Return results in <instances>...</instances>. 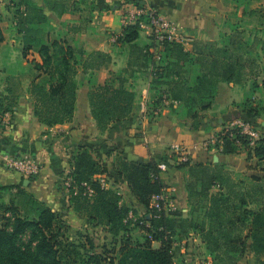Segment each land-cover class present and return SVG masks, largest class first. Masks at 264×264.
Returning <instances> with one entry per match:
<instances>
[{"label":"trees","instance_id":"1","mask_svg":"<svg viewBox=\"0 0 264 264\" xmlns=\"http://www.w3.org/2000/svg\"><path fill=\"white\" fill-rule=\"evenodd\" d=\"M46 3L59 17L63 15L64 3ZM14 5L23 47H38L41 61H36L35 67L39 75L31 80L27 91L33 100L34 116L48 127L73 120L80 67L88 74V102L101 132L133 112L137 92L127 85V75L139 68L152 67L151 90L165 87L170 99L182 102V114L192 120L195 129L201 124L202 112L213 106L221 82L241 84L250 74L255 72L256 76L260 69L264 70V39L247 38L239 25H231L219 41L206 42L194 51L180 42L165 40L160 59L156 60L152 51L154 37L150 35V43L140 45L142 28L136 23L125 25L122 35L117 37L119 42L130 44L128 67L98 83L95 70L112 60L110 53L88 52L84 45L51 39L43 31L50 22L44 6L35 0H20ZM82 23L71 24L69 32H78ZM4 41L0 26V47ZM254 54L260 56V61ZM18 87L9 78L0 88L1 116L15 111L20 98ZM242 108L250 117L260 116L264 110L251 97ZM172 109L176 111L173 106ZM216 139L213 146H221L225 154L241 153L244 147L247 159L256 158L264 171V136L251 144L238 127H224ZM114 151L110 167L88 145H78L66 177L72 179L66 191L69 206L79 217L93 226H103L113 238L121 237L119 248L99 252L93 250L91 242L87 245L74 241L64 216L25 188L24 181L21 186L0 183V264H174L173 238L191 231L198 232L216 264H238L248 248L253 264H264V180L260 176H253V182L247 183L233 177L225 163H179L188 168L185 188L190 216H185L180 209L150 208L153 197L167 187L158 169L159 162H167L166 156L159 161L140 162L126 158L120 148L109 154ZM99 174H106L107 178L112 174L109 187L96 178ZM120 179L126 181L136 200L145 207L143 219L135 207L124 201ZM88 187L93 191L91 195ZM199 210V216L194 217ZM136 227L145 232V241L132 242L130 232ZM153 242L159 246H153Z\"/></svg>","mask_w":264,"mask_h":264},{"label":"crops","instance_id":"2","mask_svg":"<svg viewBox=\"0 0 264 264\" xmlns=\"http://www.w3.org/2000/svg\"><path fill=\"white\" fill-rule=\"evenodd\" d=\"M10 1L16 4L20 2ZM35 1L45 7L48 15L51 14V11H47L46 0ZM73 2L76 5L80 4L78 0ZM85 4V15L84 17L80 15L78 20L83 22V27L71 34L83 33L86 36L83 44L88 52L100 50L111 54L112 60L95 70L97 82L104 83L113 73H118L129 65L130 44L119 42L117 37L123 33L126 10L133 4L153 8L174 22L177 28L189 37L185 48L194 51L206 42L219 41L228 31L226 28L231 29L228 20L233 11H236L237 0H86ZM85 18L88 19L87 23L83 21ZM16 23L15 11L8 6L6 0H0V26L5 37L6 31H12L11 33L13 30L17 31ZM149 36L150 31L142 29L138 43L140 45L150 43ZM7 41L6 39L3 42L0 50ZM87 76L88 74L80 67L77 74L79 81L77 105L74 118L70 122L52 127L40 123L34 116L33 100L28 91L20 96L15 111L10 113L11 123L8 127L4 124L6 113L0 115V183L18 184L22 180H28V186L24 187L38 199L45 201L53 210L60 212L65 219L68 220L67 215L72 214L77 229L82 226L88 227L90 222L79 217L69 206L68 196L63 200L65 204L68 203L66 209L60 208L53 200L66 195L64 190L58 188L56 182L62 176L63 166H71L68 161L71 152L68 153L67 149L77 144L96 147L95 155L110 167L115 151L113 154L109 153L115 148H120L126 158L140 162L159 161L166 156L168 169L162 172V177L167 187L172 188L169 193L172 208L183 212L189 208L185 188L188 168L180 167V162H176L178 157L173 150L175 143L184 145L192 163L221 162L231 167L230 170H234V164L238 162L248 163V166L252 164L250 162L252 159H247L246 154H225L221 146L219 148L213 144L207 146V143L216 138L224 127H230L238 121L250 125L261 119L264 128V110L261 116L250 117L242 108V104L249 97L257 98V94H260L262 89L264 91V70L241 84L221 82L213 106L202 112L198 129L193 128L192 120L182 114V102L170 99L164 91L165 87L157 91L151 90L150 66L139 68L133 75H127L129 79L127 85L137 92L138 99L131 115L101 132L91 114L88 102L90 85ZM254 82L258 86L254 87ZM144 98H147L149 107L147 106L148 112L143 114L140 109ZM172 106L176 111H173ZM97 152H100V156ZM24 157L31 158L40 167L39 173L29 179L12 167L10 162L12 159ZM119 186L123 199L124 195L129 196L124 200L127 204L137 210L145 209L136 200L126 181L120 179ZM8 197L9 194L5 199ZM69 224L72 225L71 222Z\"/></svg>","mask_w":264,"mask_h":264},{"label":"rangeland","instance_id":"3","mask_svg":"<svg viewBox=\"0 0 264 264\" xmlns=\"http://www.w3.org/2000/svg\"><path fill=\"white\" fill-rule=\"evenodd\" d=\"M51 1H59L60 3H64L66 6H63V15L58 17L57 13L50 10L47 7V11H51L50 22L46 24L43 28V31L48 32L51 35V39H60L65 40L68 43L76 46H82L85 43V35H78L77 33L72 35L69 32V26L71 24H78L79 16L85 15L84 7L85 3H80V5H76L73 1L76 0H51ZM79 2L81 0H78ZM8 6L12 7V9L16 12L17 7L14 5L15 2L6 0ZM12 3V4H10ZM82 5V6H81ZM84 5V6H83ZM78 7V8H77ZM252 9H255L254 12H250ZM241 11V12H240ZM87 19V18H86ZM88 20V19H87ZM228 24L230 25H239V29L245 32V36L248 38H254L257 36L260 39H264V0H237L236 11H233L232 15L229 16ZM88 26V25H87ZM86 27V26H85ZM228 27V25H227ZM17 29V27H15ZM87 28V27H86ZM228 32L229 28H226ZM88 31V29H86ZM7 35L5 40L7 39V43L4 44L2 49L0 50V88L2 89L9 78L11 80H15L18 83L17 91L19 93V97L25 95L27 89L37 75H39V71L35 67L36 61H41L40 55L38 53V47H34L31 49H25L23 47L22 35L21 32L16 30L6 31ZM15 35V36H14ZM43 35V32L40 34ZM12 39H15L13 42ZM255 58L260 61V56L255 55ZM261 72V69H260ZM254 73L250 74L246 80L251 79ZM88 77V76H87ZM254 104L259 103L264 108V91L263 89L260 91V94H257V98H252ZM261 116V115H260ZM261 119L258 121H254L249 126H247V132L252 129L253 133L246 134L243 133L253 144V141H257L262 136H264V128L261 124ZM251 128V129H250ZM257 132V134H255ZM77 144L73 148L67 149L69 151L70 156H68V161L71 162L73 157V153L77 150ZM86 145V144H85ZM91 150L96 154V147L89 146ZM243 154H246L245 148L242 147ZM100 156V152H97ZM180 162V161H179ZM252 164L248 166V163L238 162L235 163L234 170H231L233 177L236 179H243L247 183H252L253 176H260L264 180V171L261 169L262 164L258 162L256 159H252L250 161ZM61 174L62 176L58 179L56 184H58V188L64 190L66 195L58 196L53 199L60 208L66 209L68 208V203L65 204L63 200H65L68 196L66 191V177L70 173L71 168L69 166H63ZM231 168V167H230ZM229 168V169H230ZM68 171V172H67ZM64 173V174H63ZM33 175L26 177L27 179L32 178ZM112 174L109 175L107 181L111 185L113 181ZM187 180V179H186ZM23 181V180H22ZM22 181H20L17 185L21 186ZM24 186V185H23ZM126 197V198H125ZM129 196L124 195V200L128 199ZM201 210L195 212L193 214L194 217L199 216ZM139 216L143 219L146 214V210L144 208L138 210ZM185 216H190V209L186 212H183ZM72 214H68L66 219L67 223L71 222L69 230V236L74 241H84L87 245H90L89 242L93 245V250L103 252L105 248L111 251L113 248H119L121 246V237L113 238L109 233H107L106 229L103 226H93L89 224L88 227L82 226L80 229H77L76 222L74 221ZM73 227V228H72ZM132 242L136 241L143 242L145 241V232L141 231L138 227L134 228L131 232ZM202 240L196 231H191L188 235H185L181 238L174 237L172 244V252H173V261L174 264H216L213 259V256L207 251L206 247L202 244ZM250 243V242H249ZM153 246L158 247L159 244L157 242H153ZM253 254L250 249H247V253L244 257L238 262V264H253Z\"/></svg>","mask_w":264,"mask_h":264},{"label":"built area","instance_id":"4","mask_svg":"<svg viewBox=\"0 0 264 264\" xmlns=\"http://www.w3.org/2000/svg\"><path fill=\"white\" fill-rule=\"evenodd\" d=\"M138 23L139 26L142 29H148L150 31V35L154 37L155 40V46L152 48V51L154 53L155 59L159 60L161 51L163 49V43L165 40L169 41H177L185 45L186 42L189 41V37L184 31H181L177 28L176 24L167 18H165L160 12L156 11L153 8L143 6V5H136L133 4L131 7H129L126 10L125 15V25L127 24H136ZM147 106H148V100L147 98H144L143 102H141V113L147 112ZM11 123V116L10 113L5 114L4 118V124L6 127H8ZM247 126L249 124L242 123L241 121H238L237 123H234L228 128L238 127L242 133L249 134L253 133L252 129L247 132ZM257 134V132H255ZM217 142V139L214 138L210 143H207V146L215 144ZM253 141L252 143H254ZM173 150L178 159L176 162L180 163L189 161V153L187 149L184 147V145L175 143L173 145ZM11 166L14 167L16 170L21 171L24 176H30V175H36L40 171V167L38 164L34 163L31 158L24 157V158H15L11 161ZM158 169L160 172H164L168 169V163L166 161H161L158 164ZM97 179L100 180L103 186L109 187L110 184L107 181L106 174H99L96 176ZM71 177H68L66 180V185L70 186ZM172 190V188L165 187L163 192L155 195L151 201L150 208L156 209V210H162V209H173L170 203V196L169 193ZM92 189L88 187V193L89 195L92 194ZM133 213H130V217H133ZM136 219V217H134Z\"/></svg>","mask_w":264,"mask_h":264},{"label":"water","instance_id":"5","mask_svg":"<svg viewBox=\"0 0 264 264\" xmlns=\"http://www.w3.org/2000/svg\"><path fill=\"white\" fill-rule=\"evenodd\" d=\"M24 185H25V186H28V180H25V181H24Z\"/></svg>","mask_w":264,"mask_h":264}]
</instances>
